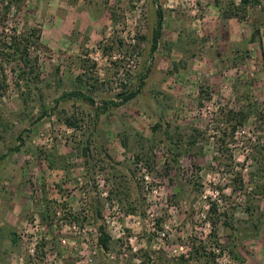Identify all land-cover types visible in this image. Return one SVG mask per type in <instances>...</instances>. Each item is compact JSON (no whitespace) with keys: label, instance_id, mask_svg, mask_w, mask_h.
<instances>
[{"label":"rangeland","instance_id":"rangeland-1","mask_svg":"<svg viewBox=\"0 0 264 264\" xmlns=\"http://www.w3.org/2000/svg\"><path fill=\"white\" fill-rule=\"evenodd\" d=\"M151 1L25 0L6 21L41 31V49L32 51L37 84L27 91L9 67V89L0 99V225L6 223L0 238L15 234L28 264H182L193 239L208 241L213 231L210 201L225 249L217 263L264 264V197L254 194L264 185V119L253 115L234 134L231 119L247 95L264 110L257 71L226 59L222 71H212L217 81L182 79L179 69L198 58L199 37L188 51L173 46L163 22L160 51L149 56ZM131 33L135 46L125 41ZM143 75L137 98L101 114L94 128L96 108L136 90ZM71 91L95 105H56ZM68 118L79 121L78 128H69ZM158 123L163 128L154 131ZM166 124L177 129L173 142ZM194 130L201 134L191 146ZM19 138L21 152L8 154ZM175 148L182 151L176 162ZM100 227L112 238L108 253L98 246ZM0 251V264H8V247Z\"/></svg>","mask_w":264,"mask_h":264},{"label":"trees","instance_id":"trees-1","mask_svg":"<svg viewBox=\"0 0 264 264\" xmlns=\"http://www.w3.org/2000/svg\"><path fill=\"white\" fill-rule=\"evenodd\" d=\"M24 2L25 0H0V99L5 96L7 90L9 89V85L7 84L8 75L6 74V69H9V67L13 69V72L16 76L15 78L19 81V83L22 82L24 84V86L27 88V91H31L33 85L37 84L39 80L38 60L32 57V51H38L39 49H41V31L38 28L30 27L28 24H26L22 30H19L18 26L7 27L5 25L7 19L9 22L10 14L13 13V11L14 13L16 12L15 16H18V14L22 10V5L24 4ZM154 4L155 2L151 1L152 7L154 6ZM260 5V0H239V2H237L236 0H230L229 5H227V11H225L222 16L225 20L235 16L238 19L244 21L247 20L246 17L248 15V7L256 8ZM161 11V9L157 10L158 20L154 24L151 40L148 43L150 44L149 56L155 55L158 44L162 40L163 16ZM260 15H262L260 19H264V9H261ZM263 25L264 24H261V26ZM257 28L258 27L255 24H252L253 32L251 41H255L259 37L260 31ZM139 39L142 41L147 40L146 37H140ZM120 45L122 46L123 43L120 42ZM146 79V75L139 77L138 81L140 84L136 90H126L123 93L116 95V99L118 101H103L101 107L96 108L93 119V127H97L101 114H109L112 109H119L137 98V96L141 93L143 86L145 85ZM17 86L20 88L19 85ZM204 93V90L201 89V97L203 98ZM24 95L25 94H23V96ZM76 100H82L84 102H88L90 105H95V101L82 91L65 92L60 97V99L56 100L55 102L56 105H58L62 101L71 102ZM244 102V106H242L239 111L231 113V119L235 121L233 134L239 127L244 126L249 118L253 115H255L257 119H264L263 107L258 105L252 99V97H250V95H247L245 97ZM47 114V111H45L43 115L47 116ZM43 115L38 117L33 122V124L35 125L36 122H40V120H42L44 117ZM78 122L79 121H77L75 118H68L65 120V124L69 128H78ZM166 126L167 128L165 130V135L171 142H173L176 136L175 131L177 129L175 131H172L170 125L166 124ZM162 128L163 124L158 123L153 130L157 131L158 129ZM193 132L194 134L190 136L191 146H195L199 139V135L201 134L197 130H194ZM177 135H179V133ZM19 140L20 145L15 148L9 149L8 154L21 152V146H23L24 141L22 140V138H19ZM177 146H179V142H177ZM175 149L176 150H173V155L175 156L173 160L176 162L177 156H180L182 154V151L179 148ZM35 150L36 152H40L38 151V149ZM84 150L85 153L88 152V149ZM43 155L44 154L40 153L41 157H43ZM53 158L52 160L51 157L47 158V160H49L50 167L55 166ZM139 159H141V156L138 157V160ZM236 182L242 183L241 177H239ZM254 194L264 197V185H262L261 188L256 189V191H254ZM253 210L254 209H252L251 207L247 208L248 213H254ZM208 214L210 216L215 215V219H213L212 221L213 231L209 236L208 241H198L193 239L192 243H190L192 249L189 252L188 257L183 255L181 258H179L182 264H218V256L222 253V250L224 251L225 249L219 243V240L215 235L217 230L216 227L218 224V219L216 218L219 217L217 216L218 210L216 203L210 201ZM255 227L258 228L259 225L257 224L255 225ZM99 231L98 246L103 252L108 253L111 251L112 238L110 237V235H108L103 227H100ZM13 236L16 237L15 234H13ZM232 255L234 259L239 260L243 263V259H241L239 256L235 255L234 253H232Z\"/></svg>","mask_w":264,"mask_h":264},{"label":"crops","instance_id":"crops-1","mask_svg":"<svg viewBox=\"0 0 264 264\" xmlns=\"http://www.w3.org/2000/svg\"><path fill=\"white\" fill-rule=\"evenodd\" d=\"M236 1L239 2V0ZM260 1V6L254 9L248 7L246 17L248 21H243L235 16L227 20L223 18L222 15L227 11L230 0H155L154 6L150 9L151 21L154 23L158 20L157 10L161 9V6L164 7L166 11H161L163 22L166 23L167 30L171 32L168 43L173 46L179 43L180 47L188 51L191 48V43L195 41V35L199 37L196 62L188 64L184 69H179L178 76L182 79H191V81L199 77L201 84L207 82L208 79L217 81L219 76L212 71L219 72L223 65L222 62L226 59L238 60L243 63L239 64L243 68L257 71L258 80L255 82V86L260 88V99L264 103V25L261 26L264 24V19H260L262 15L259 11L264 9V0ZM252 24H255L260 31L259 37L255 41H251ZM187 27H190L195 34L189 30L185 31ZM196 40L198 41V39ZM160 43L156 52L161 48ZM162 52L161 50V54ZM174 52V50L172 53L167 51L168 55L165 54L167 59L169 56H173ZM181 56L183 55L181 54ZM209 73L214 75L209 77ZM10 217L14 218L15 214L12 213ZM8 222L10 221L8 220ZM3 223L5 222L3 221L1 225H4ZM8 227L14 229L13 224L8 223ZM0 246L8 247V264H28L29 258L27 259L24 255L21 248L22 243L12 233H8V239L0 238ZM0 254L2 255L1 251Z\"/></svg>","mask_w":264,"mask_h":264},{"label":"built area","instance_id":"built-area-1","mask_svg":"<svg viewBox=\"0 0 264 264\" xmlns=\"http://www.w3.org/2000/svg\"><path fill=\"white\" fill-rule=\"evenodd\" d=\"M248 20V18H247ZM125 41L128 43V44H131L132 46H135L137 44V38H136V35L134 33H131L130 35L126 36L125 37ZM116 59V57H114V60ZM21 236V241L23 243H27L29 242V236L30 235H20ZM35 237H31V239H34ZM33 253V251H32Z\"/></svg>","mask_w":264,"mask_h":264}]
</instances>
